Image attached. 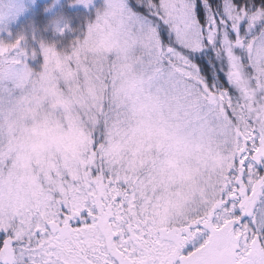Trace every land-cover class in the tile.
I'll list each match as a JSON object with an SVG mask.
<instances>
[{
  "label": "snow or ice",
  "instance_id": "snow-or-ice-1",
  "mask_svg": "<svg viewBox=\"0 0 264 264\" xmlns=\"http://www.w3.org/2000/svg\"><path fill=\"white\" fill-rule=\"evenodd\" d=\"M22 41L0 40V173L25 165L16 134L42 111L92 132L82 156L27 160L23 187L0 178V264H264V0H102L69 51ZM122 99L212 154L207 191L163 229L145 208L157 163L111 145Z\"/></svg>",
  "mask_w": 264,
  "mask_h": 264
},
{
  "label": "rangeland",
  "instance_id": "rangeland-1",
  "mask_svg": "<svg viewBox=\"0 0 264 264\" xmlns=\"http://www.w3.org/2000/svg\"><path fill=\"white\" fill-rule=\"evenodd\" d=\"M63 1L32 0L22 14L16 12L4 19H0V40L11 42L23 37L22 44L26 48H31L35 51L39 49L41 43L48 45V40H46L47 34L50 35L53 41L60 40L75 33L77 34L75 40L82 38L88 22L94 19L96 9L101 5L102 0H92V3L88 6L79 4L75 0L73 4L68 6V10L71 12H78L79 14L81 11L88 15V19L84 25L58 16V10ZM18 7L22 8L23 5H19ZM41 7L43 15L48 19L44 34L36 28V21ZM70 46L68 48H62L60 51L56 47L55 49L58 52H67L70 50ZM29 63L31 67L35 68L42 63V58L38 56L30 60ZM131 137L132 147L127 152V159H123L125 161L142 158L145 162L155 161L157 163L155 157L158 153L164 150L170 153V157L166 161V167L154 168L152 172L153 179L147 185L148 199L154 207H147V202H145L146 211L150 213L147 219L153 220L156 227L163 229L167 226L166 219L164 213L159 211L157 202L163 198L165 205L171 204L181 193H184L186 190H191L185 181L192 177L196 170L194 165L202 160V156L196 154L197 152L191 149H184L178 145L165 143L167 139L158 135L146 123L145 118H141L138 121V126L133 129ZM19 140V147L22 149L20 155L24 158L25 165L19 167L22 173L21 175L11 177V184L14 188L23 187L27 183L25 171L27 160L33 157L39 159L40 155L49 146L55 145L60 149L61 160L59 162L62 163L70 156V145L78 146L81 142L79 136L66 137L62 134H57L54 129H48L47 127H44L42 131L34 130L30 135L22 136ZM115 149L117 152L122 151L119 146H116ZM255 167L259 174L264 175V162H255ZM149 168H152L151 163H149Z\"/></svg>",
  "mask_w": 264,
  "mask_h": 264
},
{
  "label": "clouds",
  "instance_id": "clouds-1",
  "mask_svg": "<svg viewBox=\"0 0 264 264\" xmlns=\"http://www.w3.org/2000/svg\"><path fill=\"white\" fill-rule=\"evenodd\" d=\"M30 2H32V0H0V19H4L15 14L16 12H20L22 14L23 11L27 9ZM19 5H23V7H18ZM121 103L127 105V119L124 121L119 131L116 132V134L112 137L111 145L113 147L119 146L122 151L118 152V155L123 159H127V152L132 147L131 133L133 129L138 126V121L141 119V117L132 114L130 102L124 101L122 99ZM144 118L146 119L147 117ZM44 127H47L48 129H54L57 134H62L66 137L79 136L81 138V142L78 146L70 145L69 155L76 154L77 156H82L87 151L88 145H86L83 141L85 138H90L92 132L91 127H89L87 123L77 122L75 117H73L72 120H69L65 115L59 112L42 111L39 113L36 120L22 121L20 124V130L16 134V139H20L22 136L30 135L34 130L42 131ZM0 139H2V136H0ZM165 143L176 145L175 141L173 140H166ZM196 154L202 156V160L198 164L194 165L196 170L194 171L192 177L185 181V183L190 186L191 190L184 191V196L181 199H175L173 203L166 205L167 215L165 216V219L167 221L178 222L179 219L182 218V213L186 210L184 200L187 199L189 201H194L202 194V192L207 191L208 181L210 179H214L215 173L212 154ZM48 156L58 162L61 160V153L55 149H53L51 153L41 156V159H46ZM169 157L170 153H168L167 150L158 153L155 157L157 161V169L166 167V161ZM2 163L3 161L0 160V164ZM34 167L35 175L41 176V178H43V175L46 174V169L42 170L35 164ZM10 173L11 176H19L22 174L19 168L14 169L12 163H8L6 168H4L2 173H0V178H2L4 182H7L9 180ZM157 203L159 205V211L164 213L165 207L163 206H165V200L162 198Z\"/></svg>",
  "mask_w": 264,
  "mask_h": 264
},
{
  "label": "trees",
  "instance_id": "trees-1",
  "mask_svg": "<svg viewBox=\"0 0 264 264\" xmlns=\"http://www.w3.org/2000/svg\"><path fill=\"white\" fill-rule=\"evenodd\" d=\"M74 1L75 0H64L58 10V16L63 19H68L74 23L79 22L81 25H84L88 19V15L86 13L80 11L79 13L80 15H79L78 12L74 13L68 10V6L73 4ZM47 21L48 19L43 15L42 7H41L36 21V28L38 31H40L43 34L44 31L46 30ZM76 38H77L76 33L71 36L62 38L60 40L58 39L56 41H53L49 34H47L46 36V40H48L47 41L48 45L56 47V49H58L59 51L62 48H68L71 45V43L75 41Z\"/></svg>",
  "mask_w": 264,
  "mask_h": 264
}]
</instances>
